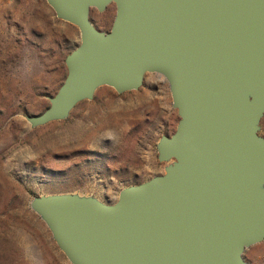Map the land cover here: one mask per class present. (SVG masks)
<instances>
[{
	"label": "water",
	"instance_id": "95a60500",
	"mask_svg": "<svg viewBox=\"0 0 264 264\" xmlns=\"http://www.w3.org/2000/svg\"><path fill=\"white\" fill-rule=\"evenodd\" d=\"M80 43L32 128L66 120L107 86L138 90L162 76L175 131L156 145L164 173L114 203L35 196L31 210L70 264H248L264 240V0H46ZM113 5L109 31L90 12Z\"/></svg>",
	"mask_w": 264,
	"mask_h": 264
},
{
	"label": "rangeland",
	"instance_id": "374dc122",
	"mask_svg": "<svg viewBox=\"0 0 264 264\" xmlns=\"http://www.w3.org/2000/svg\"><path fill=\"white\" fill-rule=\"evenodd\" d=\"M114 15L110 5L92 9L90 20L107 32ZM79 43V30L46 0H0V264H70L31 210L33 197L74 193L111 204L123 188L164 173L156 145L179 117L157 74L123 94L98 88L64 121L34 128L26 121L49 106L66 75L65 56ZM243 256L264 264V240Z\"/></svg>",
	"mask_w": 264,
	"mask_h": 264
}]
</instances>
